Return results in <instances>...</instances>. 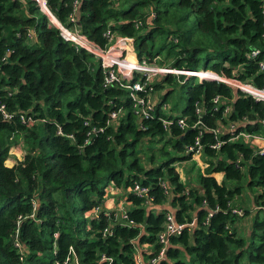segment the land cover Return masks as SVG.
<instances>
[{"label":"trees","instance_id":"obj_1","mask_svg":"<svg viewBox=\"0 0 264 264\" xmlns=\"http://www.w3.org/2000/svg\"><path fill=\"white\" fill-rule=\"evenodd\" d=\"M46 3L62 23L100 45H107L105 31L110 28L132 37L140 58L263 84L256 63L264 54L247 55L253 47L264 52L261 0ZM70 13L75 14L74 21L69 20ZM158 76V82L179 85L186 105L180 110L176 101L169 114L164 113L161 104L172 91L167 90L155 105L153 118L140 119L134 115L128 91L104 86L99 59L65 40L36 0H0V104L10 114L4 118L0 111V264H53L66 259L71 264H134V241L150 243L154 246L150 253H157V233L166 210L155 212L131 193L133 208L128 215L136 223L133 227L117 224L104 212L97 217L85 213L103 203L110 183L148 185L151 204L161 206L167 195L160 179L169 184L176 221L196 218V224L169 238L165 257L157 264H264V209L255 208L264 202V156L240 139L227 141L224 134L219 136L225 140L219 149L211 148L216 139L208 130L247 119L238 129L261 134L262 104L224 82L198 81L183 73ZM158 82L150 83L151 93ZM216 95L220 100L215 109ZM197 103L207 128L191 127ZM226 105L231 110L224 116ZM119 108L117 118L106 126L109 113ZM176 112L187 127L181 130L173 123L164 129L159 117L174 119ZM23 113L36 119L31 127L21 123ZM92 128L104 129L92 132L85 142ZM201 128L203 155L209 161L205 175L193 186L179 182L171 164L190 155L155 164V152L167 153L164 145L150 148V154L141 151L162 141L184 152ZM17 140L22 141L24 158L8 167L4 162ZM139 154H146L144 162ZM218 171L224 172L221 183L210 175ZM243 176L247 181L239 183ZM244 184L254 193L249 195L251 209L243 208L245 213L239 216L231 209L243 198ZM232 199H237L234 205ZM18 216L22 253L13 245ZM106 227L111 232L103 235Z\"/></svg>","mask_w":264,"mask_h":264},{"label":"built area","instance_id":"obj_2","mask_svg":"<svg viewBox=\"0 0 264 264\" xmlns=\"http://www.w3.org/2000/svg\"><path fill=\"white\" fill-rule=\"evenodd\" d=\"M40 6V8L47 14L52 24L58 27L60 35L68 41L74 43L76 47H82L87 51L91 52L96 58L99 59V63L104 72V86H112L117 85L121 88H124L128 91V96L132 102V109L134 115L139 117L140 119H149L153 118L154 106L151 100V81L152 78L156 75H165L168 73L171 74H186L190 76H197L199 78H204L207 80H215L220 81L237 88L241 93L250 96L254 101L260 102L262 104L263 115L260 120L262 126V133L256 134L251 133L247 130L238 129L241 121H233L227 125V130L225 132L228 134L227 141L240 139L242 142L249 146H253L254 153L258 155L264 156V56L258 58L256 63L258 73L262 74L263 84L261 86L255 85L251 81L242 80L236 77H226L221 74H217L211 70H201V71H192L185 69H176L164 65H158L154 58L150 63H147V59L142 58L139 59L134 55V58L130 59L128 56V52L133 51V39L132 37H128L125 35L115 34L110 28H107L105 31V36L108 39L107 45H100L96 43L94 40L87 37L84 33L80 32L76 28H70L62 23L48 8L46 0H36ZM75 6L77 4V0H74ZM262 7L264 12V0H262ZM69 20H75V14H69ZM140 22H137L139 25ZM264 25V20H263ZM31 31H29V35H31ZM264 38V33H263ZM262 52L260 47L251 48L247 55L249 57H257ZM137 76V77H136ZM219 96L216 95L213 97L212 102L213 106L217 107L219 102ZM122 108L117 110H112L109 113L108 119L106 121V126L114 121L118 114L121 112ZM231 108L229 105H226L223 110V115L226 116L230 112ZM0 111L3 114L4 118H10V114H8L5 110L4 105L0 104ZM202 109L199 104L195 105V114L197 116L196 120L193 122L191 127H195L196 125H200L202 127L207 128L202 121ZM21 123L27 127H31L36 119L29 114H21L20 115ZM162 126L164 129H167L170 124H175L181 130L187 127V122L184 117H179L174 120L166 119L163 117H159ZM246 119H242L244 121ZM140 127L144 129V126L139 123ZM104 128H99L95 130V128L90 129L87 132L88 138L85 142H88V139L92 132L103 131ZM211 132L215 136V143L211 144L210 147L214 149H219L221 144L225 142V140H221L219 135L221 132L219 127L210 128ZM202 128L199 130L197 136L194 138L193 142L189 145L185 146V153L189 154H200L203 150V145L201 143L202 136ZM261 139V145L254 146L253 140ZM159 185L164 191L165 194H168V183L165 179L159 180ZM130 193L138 198H142L146 205L151 204L153 200V196L150 194L149 186L144 185L140 182L134 181L131 185H129ZM255 208L264 209V202ZM95 215L100 212H104L109 219H112L117 224L127 227H133L136 223L133 219L129 218L128 210L123 206H118L117 209L107 210L100 209V206H96L91 209ZM232 214H237L239 216L244 215V210L241 207H234L231 209ZM96 215V217L98 216ZM210 216V214H209ZM209 216L204 220L206 224L208 222ZM33 217V214L30 215ZM22 219L21 216H18L17 227L13 232V245L18 249L19 253H22L23 244L21 243L19 237V222ZM196 224V218H192L189 222H177L175 216L172 212L166 211L164 217V223L162 229L157 233V242L160 244V248L157 253H150L149 257H144L141 252L135 248L133 252V261L134 264H157L160 260L164 259L166 248L169 243V238L174 235L181 234L182 230L186 227H193ZM103 235L110 234V229L106 227L103 231ZM104 259V258H103ZM53 264H71L69 259L63 260L62 262L55 261Z\"/></svg>","mask_w":264,"mask_h":264},{"label":"rangeland","instance_id":"obj_3","mask_svg":"<svg viewBox=\"0 0 264 264\" xmlns=\"http://www.w3.org/2000/svg\"><path fill=\"white\" fill-rule=\"evenodd\" d=\"M162 55H165V50H163L161 52ZM139 59H142V58H145L147 59V63H150V59L149 58H146V57H139L137 56ZM162 56L161 55H157V58H161ZM169 62V61H168ZM158 63V62H157ZM160 64V63H158ZM161 65V64H160ZM202 70V68H199ZM201 70H198V71H201ZM154 76L153 77V80H155L154 82H158V80H160V76ZM197 77V76H196ZM199 78V77H198ZM158 79V80H157ZM204 78H199V80H202ZM161 83L160 85H158L156 88H154V91L151 93V97H152V100L154 102H157L158 100H160L161 96L167 91V90H172L171 93L168 95V97L166 98L165 100V104L166 106L168 107V109H166V114H169L170 112V108L172 106V103L176 102L178 103V106L180 108V110H182L185 105H186V95L185 93L180 89L179 85L173 83V82H167V81H161V82H158V84ZM179 112H176V115H178ZM19 139V138H18ZM21 140H17V142L13 145H11V148L8 152V158H11V161H14V163L11 165V162L8 163V158L5 160V165L8 166V167H11L15 164H17L18 162L22 161V159L24 158V154H25V151L22 150V147H21ZM142 145V144H141ZM161 145H164V148L166 150V154L164 155H159L157 152H155V164L160 162V161H166L172 157H181V156H184L186 153L184 152H178L176 151L174 148L171 147L170 144H164L162 141L158 142V143H154V144H149L148 145V148L147 146H145L144 148H141V151H143L144 153H148L150 154V151L152 149H155ZM151 148V150H150ZM15 149H20L22 152V154H20L19 156L17 154L14 153V150ZM140 157L143 159V162L144 160L146 159V154L143 155V154H139ZM202 161V160H201ZM172 166H181V167H184V172L187 173V176L189 177L188 181H195L194 179L197 177L199 171H200V166L198 165L197 161L194 159V158H188L184 161L180 160V159H176L174 160L172 163ZM179 170H180V167H179ZM205 170V168H204ZM190 173H192V175H190ZM247 181V178L246 176H243L241 178V180H239L238 182L239 183H245ZM225 182L228 184V183H234L235 180H225ZM189 187L191 185H188ZM107 188V187H106ZM248 188L245 187V184L242 186V196L243 198H241L242 200H245L244 203H240V201H238L237 203V206L235 207H241V208H249L251 209V206H250V196L249 195H252V191L254 190H250L249 192L247 191ZM237 199H232L231 202L232 204L234 205L236 203ZM129 208L128 209H132L133 208V205L132 206H128ZM254 210V208H252Z\"/></svg>","mask_w":264,"mask_h":264},{"label":"crops","instance_id":"obj_4","mask_svg":"<svg viewBox=\"0 0 264 264\" xmlns=\"http://www.w3.org/2000/svg\"><path fill=\"white\" fill-rule=\"evenodd\" d=\"M261 9H262L263 18H264V12H263V7H262V0H261ZM129 55H135L137 57V53H136V51L134 49H133V51L128 52V56ZM257 57H259V56H257ZM158 65H160V64H158ZM164 66H166V65H164ZM154 81L155 80H153V78H152V81L151 82L154 83ZM151 100H152V97H151ZM158 102H160V100H158L157 102H154L152 100V104H153L155 110H156L155 105ZM197 104H199V103H197ZM199 106H200V104H199ZM166 109H168V107L166 106L165 103H162L161 104V110L165 113L166 112ZM155 110L153 112V115L155 114ZM163 118L174 120L176 118H179V116L177 115L176 118H174V119L167 118V117H163ZM246 121H247V119L244 120V121L241 120V124L243 122H246ZM140 123L142 124V122H140ZM228 124L229 123L224 124L222 126L218 125V127L221 129V132L224 130L221 134L228 135L225 132V130L228 131V129H227V125ZM253 142H254V146H258V145H261L262 140L261 139H256V140H253ZM251 147L253 149L255 148L253 146H251ZM22 150H23V148H22ZM21 152L22 151L20 149L19 150L18 149H15L14 150V153L17 154L18 156L20 154H22ZM184 153H185V148H184ZM185 155H190V158H194L197 161L198 165L201 167L200 168V171H199V173L197 175V177L194 179L195 181H190V180L188 181L189 177L187 176V173L184 172V167L174 166V168H175L176 172L178 173L179 182H181L183 184L186 183V185H192L193 186V185L196 184L197 179H198L199 176L205 175V172L206 171L204 170V168L206 169L208 167V161H209L208 159L209 158L207 156L203 155V150H202V152L200 154H194V155H192V154L186 153ZM180 160L184 161L186 159H180ZM8 161L11 162V165H12L15 160L14 161H11V158H8ZM179 167H180V170H179ZM190 175H192V173H190ZM210 175L215 178V180L217 181V183H221L222 180L224 179V172L223 171L212 172ZM168 186H169V184H168ZM128 194H131L130 193V190H129V186H127V187H124L123 185L117 186V185H115L113 183H110L107 186V188H105V194L103 196V203L101 205H99L100 206V209L114 210V209H117L118 206H123L125 209L129 210L128 209L129 208L128 206H132V203L128 200ZM166 195H167L166 201H164V203L161 206H158V205H155V204L154 205H152V204L146 205L145 204V206H151V209L153 211H155V212H157V210H159V209H164L166 211H170V212L174 213L173 212V209H172V207L170 205L171 193L169 192V189H168V194H166ZM96 215H95V213L92 210H89V211H87L85 213V216H95L96 217ZM134 242H135L134 243L135 248H137L141 252V254L144 253V254L147 255L154 248V246L151 245L150 243L138 244L136 241H134ZM135 248H134V250H135Z\"/></svg>","mask_w":264,"mask_h":264},{"label":"bare ground","instance_id":"obj_5","mask_svg":"<svg viewBox=\"0 0 264 264\" xmlns=\"http://www.w3.org/2000/svg\"><path fill=\"white\" fill-rule=\"evenodd\" d=\"M129 58L130 59L134 58V55H129ZM185 70H187V69H185Z\"/></svg>","mask_w":264,"mask_h":264}]
</instances>
